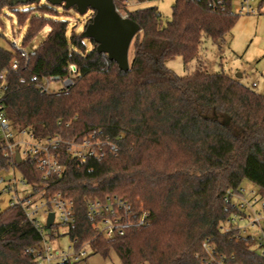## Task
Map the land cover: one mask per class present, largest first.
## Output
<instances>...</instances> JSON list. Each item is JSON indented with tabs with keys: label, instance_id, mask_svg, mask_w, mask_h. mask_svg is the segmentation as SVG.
<instances>
[{
	"label": "trees",
	"instance_id": "obj_1",
	"mask_svg": "<svg viewBox=\"0 0 264 264\" xmlns=\"http://www.w3.org/2000/svg\"><path fill=\"white\" fill-rule=\"evenodd\" d=\"M13 1L0 0V13L8 9L20 26L27 23L23 47L50 30L27 57L0 45V74L8 70L3 102L12 126L65 140L97 130L116 149L83 162L62 149L63 173L45 180L29 158L13 161L0 152V171L15 166L47 195H68L75 222L65 234L78 246L89 242L91 254L107 258L114 251L122 264H207L203 243L210 240L232 263L264 264L250 239L222 229L235 211L229 190L248 180L264 196V94L223 71L198 67L180 76L167 66L182 56L187 67L198 58L203 36L219 42L231 32L241 15L232 0H175L167 21L155 6L125 7L140 25L127 71L100 53L93 39L88 47L81 34L68 33L69 22L58 15L63 5ZM14 59L17 69L10 66ZM70 64L78 72L66 90L42 93L20 83L34 75L65 77ZM114 195L136 214L147 209L148 225L128 226L111 239L97 235L87 201ZM42 240L21 205L0 208V264H36L28 249Z\"/></svg>",
	"mask_w": 264,
	"mask_h": 264
},
{
	"label": "built area",
	"instance_id": "obj_2",
	"mask_svg": "<svg viewBox=\"0 0 264 264\" xmlns=\"http://www.w3.org/2000/svg\"><path fill=\"white\" fill-rule=\"evenodd\" d=\"M124 8H117L123 17H129L125 7L149 0H120ZM255 0H241L238 13L251 14L255 12ZM16 49L27 57L28 51L23 47H18L17 42L13 43ZM11 68H18V61L14 59L11 62ZM69 73L65 77L60 75H49L40 78L37 75L32 76L29 80L21 78V84L31 83L36 86L42 93H53L68 89L74 84L75 76L78 72L75 64L69 65ZM8 70L0 74V152L9 160L17 161L16 155L19 153L21 161L29 158L37 169L41 172L42 178L48 179L51 176H60L63 173V166L60 163L62 149L68 158L77 162L86 161L89 158H102L107 155L108 151H114L116 145L109 138H103L101 132L94 130L81 140H65L60 135H46L38 137L26 128L17 129L12 126L6 113L3 97L7 88ZM59 83L60 87L54 86ZM253 83V86H256ZM12 175L8 177L0 176V195L7 193L10 195L8 206L21 205L26 213L27 218L40 229L43 240L40 244L30 247L28 252L37 258V263L44 261L45 264L57 263L64 264L79 262L90 255L89 242L80 246L71 240L70 248L72 253L56 251L52 253L47 245V237H56L59 235V227H69L75 222V204L74 201L66 194L55 193L46 194V189L38 188L27 182L20 175V179L15 176L18 170L15 166L10 169ZM21 174V173H20ZM29 188L30 191L26 192ZM227 201L233 206L235 211L226 219V226H223L224 232L233 231L237 238H248L251 240L252 247L264 259V196L254 185L251 189L244 186L237 190H229ZM88 215L95 220L94 226L96 233L106 239H111L118 235H123L126 228L131 225H148L147 217L149 211L143 209L141 213L136 214L132 205L123 197L107 196L105 199H89L87 201ZM54 213V219L50 232H48V217ZM257 229L258 232H253ZM53 231V232H52ZM51 233H53L51 235ZM207 253V264H239L232 263L226 256L220 255L215 245L207 240L203 243Z\"/></svg>",
	"mask_w": 264,
	"mask_h": 264
},
{
	"label": "rangeland",
	"instance_id": "obj_3",
	"mask_svg": "<svg viewBox=\"0 0 264 264\" xmlns=\"http://www.w3.org/2000/svg\"><path fill=\"white\" fill-rule=\"evenodd\" d=\"M45 1V0H42ZM241 0H232L233 10L238 12ZM255 0V12L251 14L241 13L234 28L228 33L225 38L219 42H213L210 38L203 36L202 43L199 49L198 58L194 59L186 67L182 56H177L167 62V66L180 76L191 74L198 67L209 72H226L232 76L237 77L239 73L242 74L240 79L243 83L252 87L258 93L264 94V1ZM175 0H149L139 5H132L130 9H135L142 6H155L161 12L165 21L172 18L173 5ZM33 7V6H31ZM26 7H20L24 10ZM6 13H0V31L3 36L0 37V45L13 50L14 42H17L18 47H23L22 40L27 29V23L19 25L17 17L13 12L6 9ZM93 11H88L85 15L80 14L74 7L70 9H59L58 15L69 22L68 33L76 32L82 34L85 25L92 16ZM49 27L44 28L34 41L27 47H23L26 51L32 52L35 50L46 38L49 33ZM85 43L88 47L92 44L88 38H85ZM22 55V54H21ZM201 61V62H200ZM256 83V86H252ZM55 88H59L57 83ZM13 171L1 170L0 176L8 177L12 175ZM20 172L15 171V176L20 179ZM243 186L246 189H251L254 185L245 180ZM30 189L27 188L26 192ZM10 195L7 193L0 195V208L4 209L9 204ZM226 226V223L223 224ZM66 228L59 227L56 237H47V245L50 247L52 253L56 251H64L65 253H72L71 238L65 234ZM255 233L258 232L254 229ZM90 254L91 249L89 248ZM57 260L53 261L54 263ZM39 264H45L41 261ZM73 264H122L117 254L112 251L110 256L105 258L100 254H91L86 259Z\"/></svg>",
	"mask_w": 264,
	"mask_h": 264
},
{
	"label": "water",
	"instance_id": "obj_4",
	"mask_svg": "<svg viewBox=\"0 0 264 264\" xmlns=\"http://www.w3.org/2000/svg\"><path fill=\"white\" fill-rule=\"evenodd\" d=\"M39 2L41 0H14V3ZM52 5H63L66 9L76 7V10L85 15L89 9L94 12L93 20L82 32L83 38L93 39L97 43L100 53L108 54L124 71L130 69V48L140 25L129 17H123L117 10L114 0H47ZM238 78L241 77L239 73ZM21 161L19 153L16 155ZM54 213L48 217V232L52 226Z\"/></svg>",
	"mask_w": 264,
	"mask_h": 264
},
{
	"label": "crops",
	"instance_id": "obj_5",
	"mask_svg": "<svg viewBox=\"0 0 264 264\" xmlns=\"http://www.w3.org/2000/svg\"><path fill=\"white\" fill-rule=\"evenodd\" d=\"M241 74V73H240ZM241 77H242V74H241ZM253 86V85H252Z\"/></svg>",
	"mask_w": 264,
	"mask_h": 264
}]
</instances>
